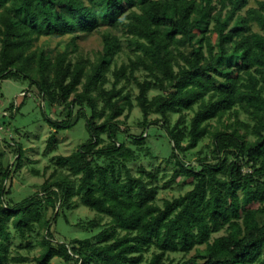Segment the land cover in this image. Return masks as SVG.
Instances as JSON below:
<instances>
[{
    "label": "trees",
    "instance_id": "trees-1",
    "mask_svg": "<svg viewBox=\"0 0 264 264\" xmlns=\"http://www.w3.org/2000/svg\"><path fill=\"white\" fill-rule=\"evenodd\" d=\"M95 32L96 56L81 53ZM46 37L66 48L51 52ZM5 78L29 79L66 113L48 118L58 131L76 110L91 138L18 200L8 195L25 151L0 140V264H264V0H0ZM137 106L140 124L172 140L164 184L148 130L122 128ZM143 157L153 167L134 172ZM174 182L186 190L161 198ZM79 206L96 213L75 223L93 233L67 239L54 226Z\"/></svg>",
    "mask_w": 264,
    "mask_h": 264
},
{
    "label": "rangeland",
    "instance_id": "rangeland-1",
    "mask_svg": "<svg viewBox=\"0 0 264 264\" xmlns=\"http://www.w3.org/2000/svg\"><path fill=\"white\" fill-rule=\"evenodd\" d=\"M251 3L255 4V0H251ZM101 39L102 35L99 32L93 34L83 33L79 40L81 53L95 57L97 51L101 48ZM66 42V38L59 39L55 37H46L41 40V44L46 45L51 52L64 50ZM124 44L126 45V42ZM124 59H127L126 53L121 55L120 63ZM0 85V140L5 141L6 139L7 142L22 144L25 151L22 165L16 169L17 171H14L11 185L13 191L8 195V198L18 200L40 190L41 184L46 181L55 168L52 161L58 155H68L80 148L82 144L91 138V133L88 130L86 118L78 116L76 110L74 111L73 125L58 131L49 122L48 118L58 120L65 119L68 116L66 113L60 114L57 106L52 105L47 100L44 101L39 89L32 85L29 79L5 78L0 81ZM135 87L137 88L136 84ZM242 116L245 117V114H242ZM143 118L144 114L137 106L128 119L125 116L121 117V120H123L121 125L123 129H130L132 132L134 130L138 134L148 130L149 135L146 137L145 144L147 147H151L158 156L154 159L153 165H160L162 173L168 172L169 174L167 177L160 179V183L164 184L173 176L175 170V165L167 163L165 159V156H169L174 152L173 143L164 127L151 121L144 126L140 124ZM156 118L157 115L152 116L153 120ZM177 118L178 114L173 115L172 122L174 123ZM159 124L162 125V123ZM52 135H55V140L50 144L49 141ZM211 143L212 139L209 136L197 148L190 151V157L186 158L194 161L198 149L208 144L211 145ZM1 144L5 145L3 142ZM208 150L205 147V152ZM14 154V150L9 151L12 160L15 159ZM141 165L147 170L153 167L143 157L132 163L134 172H137ZM179 180L181 183L183 179L180 178ZM180 183H170L167 188L161 191L160 197L183 193L187 187L180 185ZM95 214L91 209L79 206L68 212L71 223L67 222L66 218L62 216L54 227L67 239L84 238L92 235L93 230L75 223L78 220H87ZM18 243L19 240L16 239L14 244ZM22 252L27 253L26 250H22ZM39 252L40 248L37 247L28 254L33 257ZM177 255L181 256V254ZM52 264H65V262L60 257H56L53 259Z\"/></svg>",
    "mask_w": 264,
    "mask_h": 264
}]
</instances>
